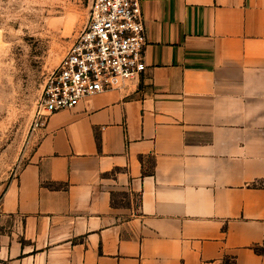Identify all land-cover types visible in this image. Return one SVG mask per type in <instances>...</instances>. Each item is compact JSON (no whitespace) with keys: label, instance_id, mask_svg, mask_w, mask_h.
I'll return each instance as SVG.
<instances>
[{"label":"crops","instance_id":"crops-1","mask_svg":"<svg viewBox=\"0 0 264 264\" xmlns=\"http://www.w3.org/2000/svg\"><path fill=\"white\" fill-rule=\"evenodd\" d=\"M141 1L146 70L44 119L0 264H264V0Z\"/></svg>","mask_w":264,"mask_h":264},{"label":"rangeland","instance_id":"rangeland-1","mask_svg":"<svg viewBox=\"0 0 264 264\" xmlns=\"http://www.w3.org/2000/svg\"><path fill=\"white\" fill-rule=\"evenodd\" d=\"M93 2L0 0V201L34 153L47 79L85 27Z\"/></svg>","mask_w":264,"mask_h":264},{"label":"built area","instance_id":"built-area-1","mask_svg":"<svg viewBox=\"0 0 264 264\" xmlns=\"http://www.w3.org/2000/svg\"><path fill=\"white\" fill-rule=\"evenodd\" d=\"M147 42L141 0H94L85 27L47 79L41 118L127 86L146 70Z\"/></svg>","mask_w":264,"mask_h":264}]
</instances>
